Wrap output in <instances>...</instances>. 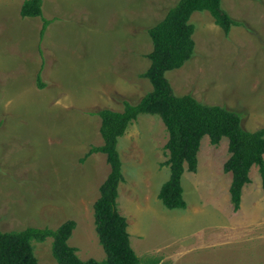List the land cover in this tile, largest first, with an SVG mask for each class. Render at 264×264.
<instances>
[{
	"label": "rangeland",
	"instance_id": "rangeland-1",
	"mask_svg": "<svg viewBox=\"0 0 264 264\" xmlns=\"http://www.w3.org/2000/svg\"><path fill=\"white\" fill-rule=\"evenodd\" d=\"M26 0H0V229H76L69 244L87 261L106 260L94 205L111 173L103 146V109L123 112L152 91L148 29L180 0H43L24 18ZM240 26L230 34L209 12L191 18L195 54L166 74L174 93L192 95L264 129V0H222ZM45 20L50 24L42 34ZM41 78L40 82L38 78ZM169 135L158 116L141 115L118 143L124 180L118 205L142 264H264V189L250 173L239 211L231 201L228 140L202 141L197 173L182 178L185 210L158 195L170 178ZM52 239L35 243L40 264H58Z\"/></svg>",
	"mask_w": 264,
	"mask_h": 264
},
{
	"label": "trees",
	"instance_id": "trees-1",
	"mask_svg": "<svg viewBox=\"0 0 264 264\" xmlns=\"http://www.w3.org/2000/svg\"><path fill=\"white\" fill-rule=\"evenodd\" d=\"M42 6L43 0H26L21 15L24 18L42 17ZM197 12H209L226 35L233 27L240 26L222 8V0H180L162 21L148 29L153 50L148 54L151 65L142 77L152 84V91L136 104L125 102L123 112L103 109L95 114L102 121L100 133L104 144L93 147L84 160L102 153L111 167L94 205L95 229L106 260L83 261L78 256V249L69 244L76 223L69 221L57 230L28 228L3 232L0 229V264H40L34 244L49 239L53 241L52 255L58 264H142L132 248L129 225L118 205L119 186L124 180L118 143L141 115L160 117L169 135L166 165L171 174L158 195L166 209L187 208L182 178L186 172L197 173L199 153L206 137L214 147L224 139L228 140L230 158L224 171L233 176L230 195L235 212L240 209L244 188L251 184L253 167H259L264 189V129L247 131L238 113L225 107L206 105L192 95H176L166 77L167 73L182 69L194 57L195 26L191 18ZM49 24L45 20L42 34ZM38 80L42 88L41 78Z\"/></svg>",
	"mask_w": 264,
	"mask_h": 264
}]
</instances>
